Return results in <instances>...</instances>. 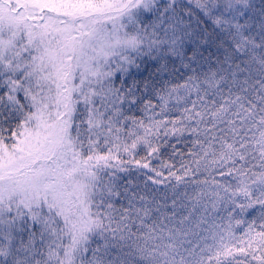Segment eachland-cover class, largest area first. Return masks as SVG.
<instances>
[{"label": "snow or ice", "instance_id": "snow-or-ice-1", "mask_svg": "<svg viewBox=\"0 0 264 264\" xmlns=\"http://www.w3.org/2000/svg\"><path fill=\"white\" fill-rule=\"evenodd\" d=\"M0 264H264V0H0Z\"/></svg>", "mask_w": 264, "mask_h": 264}]
</instances>
